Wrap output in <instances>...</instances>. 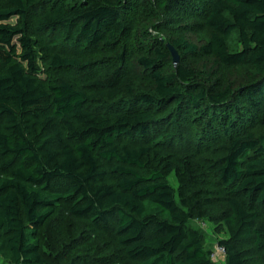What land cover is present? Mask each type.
Listing matches in <instances>:
<instances>
[{"label": "trees", "instance_id": "1", "mask_svg": "<svg viewBox=\"0 0 264 264\" xmlns=\"http://www.w3.org/2000/svg\"><path fill=\"white\" fill-rule=\"evenodd\" d=\"M59 204L139 264H214L191 220L264 264V0H0V256L55 264L35 235Z\"/></svg>", "mask_w": 264, "mask_h": 264}, {"label": "rangeland", "instance_id": "2", "mask_svg": "<svg viewBox=\"0 0 264 264\" xmlns=\"http://www.w3.org/2000/svg\"><path fill=\"white\" fill-rule=\"evenodd\" d=\"M194 19L193 17L177 19L175 24L191 23L195 21ZM15 21L16 18H12L8 23L14 24ZM149 29L153 32V35L165 40L168 39L163 31H159L157 27L149 26ZM175 31L177 33L183 32L182 29ZM188 36L196 40L205 38L202 31H191ZM237 37V33H233L229 40L228 45L232 51L238 50L240 47ZM109 63L111 65L107 64L103 68L98 66L92 70L89 69L85 73L56 71L40 64V71L36 73V77L47 87L64 78H70L82 85L86 84V80L90 76H96L104 69L110 70L116 65L112 64L114 62L111 61ZM124 70H127V73H136V68L132 65L124 67ZM181 136L183 140L185 139L183 141L185 147L187 144L194 146L200 136V128L194 125L189 126L184 132L182 131ZM169 182L174 188H177V182L173 176H170ZM188 226L200 233L204 247L209 250L216 247L220 240L228 238L225 229L216 223L191 220ZM35 237L41 255L55 264H139L138 261L126 258L113 232L98 231L86 219L72 216L66 204H59L56 207L54 213L37 230ZM238 246L244 253L246 264H261L256 258L250 242L240 243ZM213 263L225 264V257H221ZM0 264L10 263L0 256Z\"/></svg>", "mask_w": 264, "mask_h": 264}, {"label": "built area", "instance_id": "3", "mask_svg": "<svg viewBox=\"0 0 264 264\" xmlns=\"http://www.w3.org/2000/svg\"><path fill=\"white\" fill-rule=\"evenodd\" d=\"M225 254H226L225 248L218 244L216 247L210 250V259L213 262H217L219 258L221 257L224 258Z\"/></svg>", "mask_w": 264, "mask_h": 264}, {"label": "water", "instance_id": "4", "mask_svg": "<svg viewBox=\"0 0 264 264\" xmlns=\"http://www.w3.org/2000/svg\"><path fill=\"white\" fill-rule=\"evenodd\" d=\"M168 47H169V50L171 52V55H172V58H173V62L175 64L178 63L179 55H178L177 51L171 45H168Z\"/></svg>", "mask_w": 264, "mask_h": 264}]
</instances>
